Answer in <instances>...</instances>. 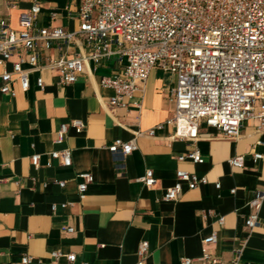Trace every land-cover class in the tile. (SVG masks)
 Masks as SVG:
<instances>
[{
  "label": "crops",
  "instance_id": "1",
  "mask_svg": "<svg viewBox=\"0 0 264 264\" xmlns=\"http://www.w3.org/2000/svg\"><path fill=\"white\" fill-rule=\"evenodd\" d=\"M32 1L8 5L0 0V16L19 29V15ZM38 1L37 26L79 29L77 0ZM83 45L79 35L55 42L43 48L41 63L71 58ZM124 62L116 56L99 64L88 60L76 81L66 85L58 83L53 70H35L25 91L13 75L15 95L0 92V264H21L24 254L32 257L29 264H135L141 240L149 245L144 264H184L183 257L203 264L196 258L204 246L223 264H231L238 244L242 261L264 264V200L257 224L245 226L248 201L264 187V131L258 130L257 119L244 120L235 139L201 124L194 144L170 138L173 128L166 123L152 136L137 133L172 115L175 76L153 67L128 105L111 109L107 102L113 91L100 79L119 71ZM11 69V61L0 64V74ZM38 75L43 89L36 84ZM75 118L84 122L83 131L69 127L63 141L55 142L59 126ZM136 134L137 149L129 155L121 158L109 151L114 139L127 141ZM193 145L203 162L178 161ZM66 147L71 150L69 167L49 157V152ZM254 153L262 157L254 160ZM34 154L39 155L38 166L32 164ZM236 155H242V168L228 162ZM147 169L156 178L151 187L137 180ZM178 169L206 176L208 183L195 189L183 184L175 200H164ZM79 172H91L94 178L82 199L77 195ZM59 180L65 181L63 187ZM67 226L73 231L66 232ZM212 232L217 241L205 245ZM53 251L63 255L54 258ZM70 253L73 261L67 259Z\"/></svg>",
  "mask_w": 264,
  "mask_h": 264
},
{
  "label": "built area",
  "instance_id": "2",
  "mask_svg": "<svg viewBox=\"0 0 264 264\" xmlns=\"http://www.w3.org/2000/svg\"><path fill=\"white\" fill-rule=\"evenodd\" d=\"M12 5L17 0H6ZM77 17L80 21L77 31H66L60 26L40 27L36 17L41 4L33 0L31 6L20 13V28L9 26L8 18L0 16V64L11 61V71L0 74V92L15 95L10 83L13 75L22 90L29 87L30 73L47 68L57 73L60 85L71 84L84 71L88 60L102 63L112 56L124 60L121 69L111 75L102 76L100 84L111 88L113 95L108 99L109 108L127 106L134 93L148 78L155 66L175 76L172 87L174 111L165 122L146 130L152 136L155 129L166 123L173 128L170 138L194 144L199 137L201 124L220 132L226 139L239 136L242 122L255 118L258 130L264 131V0H77ZM50 15L53 17L54 12ZM81 36L83 47L71 58H49L42 62L43 48L59 41H68ZM28 67L24 68L23 65ZM40 89L44 87L41 75L36 77ZM140 106V104H136ZM69 127L76 133L83 131L84 122L71 119L62 123L55 142L61 143ZM137 134L124 141L114 139L109 151L121 158L137 149ZM49 157L59 159L64 167L71 166L70 148L49 152ZM254 160L262 157L253 154ZM178 161L190 160L202 163L200 150L192 146L177 157ZM39 155L31 156L38 166ZM231 166L243 167L242 155L228 159ZM77 195L82 199L88 184L94 178L91 172H79ZM137 180L146 187L155 184L153 171L147 169ZM208 183L206 176L183 169L176 171L174 184L165 190L164 200H175L183 188L195 189ZM57 184L63 187L65 181ZM220 188V183H215ZM231 193L235 188L230 189ZM264 200V187L255 190L248 201L250 213L245 226L253 228L259 220V211ZM68 203H62L65 207ZM52 210L56 205L52 204ZM223 223V216L219 218ZM66 232L73 228L67 226ZM216 232L204 238V244L215 243ZM242 244L234 248L231 264H251L239 257ZM149 252L148 242L138 244L135 264H144ZM58 258L63 255L53 251ZM32 257L24 254L21 264H29ZM73 261V253L67 255ZM184 264H191L193 258H181ZM203 264H223V261L204 246L196 258Z\"/></svg>",
  "mask_w": 264,
  "mask_h": 264
}]
</instances>
